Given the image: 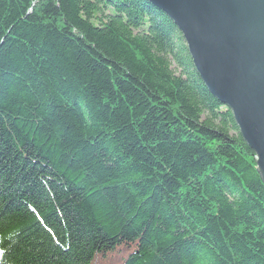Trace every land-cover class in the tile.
Listing matches in <instances>:
<instances>
[{"label": "trees", "instance_id": "1", "mask_svg": "<svg viewBox=\"0 0 264 264\" xmlns=\"http://www.w3.org/2000/svg\"><path fill=\"white\" fill-rule=\"evenodd\" d=\"M254 155L145 0H0V264H264Z\"/></svg>", "mask_w": 264, "mask_h": 264}, {"label": "water", "instance_id": "2", "mask_svg": "<svg viewBox=\"0 0 264 264\" xmlns=\"http://www.w3.org/2000/svg\"><path fill=\"white\" fill-rule=\"evenodd\" d=\"M180 31L200 80L232 114L264 185V0H146Z\"/></svg>", "mask_w": 264, "mask_h": 264}, {"label": "bare ground", "instance_id": "3", "mask_svg": "<svg viewBox=\"0 0 264 264\" xmlns=\"http://www.w3.org/2000/svg\"><path fill=\"white\" fill-rule=\"evenodd\" d=\"M146 1V0H145ZM147 2V1H146ZM149 3V2H148ZM150 4V3H149ZM153 6V5H152ZM155 7V6H154ZM159 9V8H158ZM160 10V9H159ZM160 11H162V10H160ZM163 12V11H162ZM164 13V12H163ZM165 14V13H164ZM166 15V14H165ZM167 16V15H166ZM168 17V16H167Z\"/></svg>", "mask_w": 264, "mask_h": 264}]
</instances>
